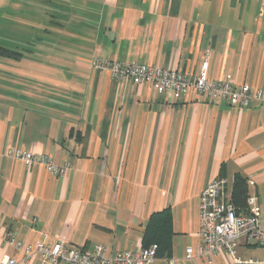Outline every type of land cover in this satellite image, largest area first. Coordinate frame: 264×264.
<instances>
[{
	"label": "crops",
	"instance_id": "0c3cea01",
	"mask_svg": "<svg viewBox=\"0 0 264 264\" xmlns=\"http://www.w3.org/2000/svg\"><path fill=\"white\" fill-rule=\"evenodd\" d=\"M0 262L41 264L24 245L47 238L108 254L142 248L150 216L167 207L175 264L202 245L201 190L247 180L264 228V104L214 102L194 91L176 99L148 83L93 70L95 55L184 72L206 70L264 88V0H0ZM23 148L70 163L64 175L11 154ZM264 261V245L242 243ZM151 264H165L157 258Z\"/></svg>",
	"mask_w": 264,
	"mask_h": 264
},
{
	"label": "built area",
	"instance_id": "2783aa9c",
	"mask_svg": "<svg viewBox=\"0 0 264 264\" xmlns=\"http://www.w3.org/2000/svg\"><path fill=\"white\" fill-rule=\"evenodd\" d=\"M93 70L109 72L120 81L130 80L136 84L148 83L159 87L163 92L173 94L181 99L185 94L194 91L206 95L214 102L225 101L232 106L248 107L250 103L264 104V88H252L238 84L230 76L221 79H209L206 70L184 72L178 69L161 67L139 62H127L95 55L90 60ZM11 154L22 158L27 164L40 162L53 174L64 175L71 170L70 163L56 164L48 154L33 153L23 148L11 149ZM226 180H214L204 186L200 194L199 219L201 225L202 245L196 250L188 247L186 257H205L212 263L222 252L229 256V261L218 264H264L258 258H245L239 253L242 243L251 241L264 245V228L260 213L252 211L256 197L247 199V209L238 210L231 199L224 196ZM3 241L23 249L26 257L38 253L41 264H151L156 259L157 245L141 248L136 251L125 250L113 254L107 253L104 244H96L92 251L67 245L62 240L49 242L47 238L35 244L24 245L16 235L7 232ZM17 260L5 254L0 264H17ZM175 258H165V264H175Z\"/></svg>",
	"mask_w": 264,
	"mask_h": 264
},
{
	"label": "trees",
	"instance_id": "16d2710c",
	"mask_svg": "<svg viewBox=\"0 0 264 264\" xmlns=\"http://www.w3.org/2000/svg\"><path fill=\"white\" fill-rule=\"evenodd\" d=\"M21 52L0 45V57L18 58ZM249 187L247 180L237 175L234 182L232 202L235 207L242 211L247 209ZM174 235L173 216L170 207L154 212L146 225L143 235L142 248H150L157 245V258H168L172 250Z\"/></svg>",
	"mask_w": 264,
	"mask_h": 264
}]
</instances>
